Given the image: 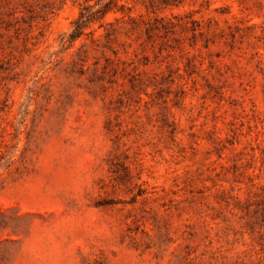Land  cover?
<instances>
[{
    "label": "rangeland",
    "instance_id": "374dc122",
    "mask_svg": "<svg viewBox=\"0 0 264 264\" xmlns=\"http://www.w3.org/2000/svg\"><path fill=\"white\" fill-rule=\"evenodd\" d=\"M0 264H264V0H0Z\"/></svg>",
    "mask_w": 264,
    "mask_h": 264
}]
</instances>
